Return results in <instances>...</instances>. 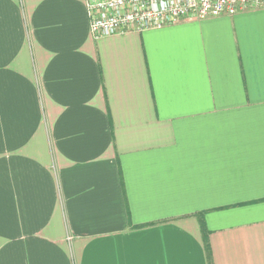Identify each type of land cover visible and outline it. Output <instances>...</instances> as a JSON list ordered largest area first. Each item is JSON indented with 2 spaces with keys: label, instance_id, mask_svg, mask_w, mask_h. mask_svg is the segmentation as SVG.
<instances>
[{
  "label": "crops",
  "instance_id": "1",
  "mask_svg": "<svg viewBox=\"0 0 264 264\" xmlns=\"http://www.w3.org/2000/svg\"><path fill=\"white\" fill-rule=\"evenodd\" d=\"M89 23L0 0V264H264V10Z\"/></svg>",
  "mask_w": 264,
  "mask_h": 264
},
{
  "label": "built area",
  "instance_id": "2",
  "mask_svg": "<svg viewBox=\"0 0 264 264\" xmlns=\"http://www.w3.org/2000/svg\"><path fill=\"white\" fill-rule=\"evenodd\" d=\"M98 40L145 30H158L190 20L233 16L264 10V0H81Z\"/></svg>",
  "mask_w": 264,
  "mask_h": 264
}]
</instances>
